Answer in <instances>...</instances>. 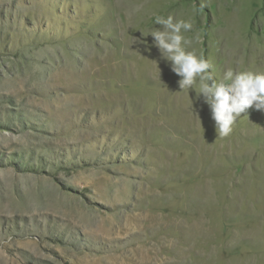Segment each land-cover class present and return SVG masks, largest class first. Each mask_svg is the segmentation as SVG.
Returning a JSON list of instances; mask_svg holds the SVG:
<instances>
[{"label":"rangeland","instance_id":"rangeland-1","mask_svg":"<svg viewBox=\"0 0 264 264\" xmlns=\"http://www.w3.org/2000/svg\"><path fill=\"white\" fill-rule=\"evenodd\" d=\"M156 15L264 72V0H0V264H264V112L219 137Z\"/></svg>","mask_w":264,"mask_h":264},{"label":"clouds","instance_id":"clouds-1","mask_svg":"<svg viewBox=\"0 0 264 264\" xmlns=\"http://www.w3.org/2000/svg\"><path fill=\"white\" fill-rule=\"evenodd\" d=\"M154 23L160 28H154L146 36L153 38V46L179 77V90L188 97L189 92L194 91L196 98L202 99L208 106L219 137L230 136L237 121L247 116L249 109L264 112V72L228 68L217 79L213 64L202 53L191 49L193 40L185 35L193 30V20L156 15ZM157 76L160 78L158 66ZM189 100L192 107V100Z\"/></svg>","mask_w":264,"mask_h":264}]
</instances>
